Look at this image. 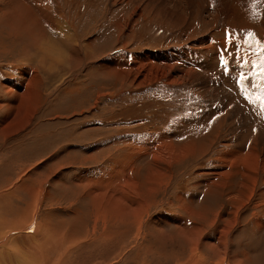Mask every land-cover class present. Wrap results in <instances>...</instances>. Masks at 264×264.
Listing matches in <instances>:
<instances>
[{
	"label": "rangeland",
	"instance_id": "374dc122",
	"mask_svg": "<svg viewBox=\"0 0 264 264\" xmlns=\"http://www.w3.org/2000/svg\"><path fill=\"white\" fill-rule=\"evenodd\" d=\"M133 1L44 0L66 37L39 17L40 0H0V225L33 210L24 229L51 233L47 248L40 234L8 235L2 264L43 249L64 264H264V3L200 0L222 20H199L186 38L178 8L134 18ZM10 2L50 51L34 54L32 25ZM212 25L229 47L221 68L192 66L203 84L188 67L149 76L155 60L142 55L194 46ZM136 56L149 63L140 81Z\"/></svg>",
	"mask_w": 264,
	"mask_h": 264
},
{
	"label": "bare ground",
	"instance_id": "6f19581e",
	"mask_svg": "<svg viewBox=\"0 0 264 264\" xmlns=\"http://www.w3.org/2000/svg\"><path fill=\"white\" fill-rule=\"evenodd\" d=\"M5 1V0H4ZM129 1H131V0H129ZM199 1L200 0H134L133 2H134V6L133 7H131V8H133L131 11H132V13L134 14V18H135V16H142L143 14H145V12L146 11H149V8H152V9H155V10H161V11H163V12H165V13H170V12H172L173 11V8H178V10L177 11H179V14L178 15H174L173 16V18L174 17H176L175 18V20H176V22H181L182 21V25L186 28L185 29V31H187L188 29L190 30V31H188L187 33H186V38H190V37H193V35H194V32H195V22L197 23L199 20L200 21H202V22H206V19H208L209 17L211 18V23H214L215 24V20L217 21L218 20V18H220V20H222L221 18L223 17L222 15H220L219 14V12H213L212 13V15H209L210 13L208 12V10H207V16L206 15H203V13L202 12H200L199 11V8L197 7L198 6V3H199ZM24 2V1H23ZM40 2H41V4H36V3H34V6H35V8H36V10L38 11V15H40L39 17H42L41 19H43V20H50V23H49V26L51 27V29L53 28L54 30L56 29V31H57V33L58 34H60V35H63V36H65V35H67V33H64L65 31H66V29H65V26L63 25V24H59L58 25V23H57V21L56 20H54L53 18H51L50 16H49V14L46 12L47 11V6L45 5V2H44V0H40ZM222 2V4L221 5H223V6H231L232 7V4H233V6H234V8H233V10H235L236 8L238 9L239 7H240V5H241V0H233L231 3L229 2V0H225V1H219L218 3L220 4ZM5 3V2H4ZM17 2H10L9 3V5H10V8H11V10L10 11H12V13L15 15V16H17V14H18V9H17V7H19V17H18V19H20L22 22V24H26V25H24V27H26L28 24H30V28H27L28 29V31H29V33L30 32H32L31 33V35L29 34V36H32V35H36V40H34V42H33V47H36L35 48V50H37V51H35V53L34 54H36V56L39 58L40 56H39V52L40 51H50L52 48L50 47V46H48L49 44H51L50 43V38H47V37H45L46 36V34L45 33H43V31H42V29H41V25H39L38 24V22H37V20H36V18L34 17V19L35 20H33L32 18H33V16L29 13V12H27L26 13V11L24 10V8L22 7V6H24V5H22L21 6V4L19 3V5H15ZM26 5V4H25ZM6 6H7V4H6ZM17 6V7H16ZM170 6H172V7H170ZM243 6V5H242ZM25 7V6H24ZM227 7H225V8H227ZM9 8V9H10ZM224 8V7H223ZM213 10H217L215 7L214 8H212ZM151 10V9H150ZM228 10V9H227ZM229 10H230V8H229ZM233 10H230V13H233V12H231V11H233ZM156 11V12H157ZM175 11V10H174ZM180 12H183V13H185V12H187L188 13V15L187 16H181V13ZM235 12H238L239 13V11H235ZM234 12V13H235ZM7 13V12H6ZM5 13V14H6ZM150 13V12H149ZM182 13V14H183ZM209 13V14H208ZM229 12H228V14H230ZM233 13V14H234ZM240 13H241V11H240ZM30 16V17H32V18H30L28 15ZM142 14V15H141ZM147 14H148V12H147ZM155 14V13H154ZM233 14H230V15H233ZM197 15H199L200 16V19H197L196 18V16ZM7 16V15H6ZM10 16V15H9ZM227 16V15H226ZM235 16V15H234ZM238 16H239V14H238ZM8 17V16H7ZM155 17V16H154ZM207 17V18H206ZM229 17H232V16H229ZM235 17H237V16H235ZM241 17V16H240ZM9 18V17H8ZM133 18V19H134ZM206 18V19H205ZM227 18V17H226ZM238 18V17H237ZM224 19V18H223ZM240 19V18H239ZM235 20H236V18H235ZM56 21V24H54L53 22H55ZM136 21V19L134 20V22ZM218 23V22H217ZM220 25V24H219ZM232 25V24H231ZM235 25V24H234ZM36 29V30H35ZM52 29V30H53ZM184 29V28H183ZM223 29H225L224 27H222V29L221 28H219L218 26H214V25H212V28H209L208 29V32L207 33H205V34H203L200 38H203L201 41H200V38H198L197 37V39L195 40L196 41V43H195V45L194 46H190V47H184V48H174V47H172V48H170L169 50H167V52H165V53H163V54H154V55H151L150 53H148V54H144V55H142L143 57H145V56H148L150 59H154L155 61H157V62H155L154 61V63H152V64H150L149 65V67H150V70H149V76H151L152 75V73L154 72V71H157L156 69H163L167 74H169L170 73V75H172V76H174V75H176L177 76V78H180L179 76H178V72H181L182 71V77L184 78L185 76H186V74H187V72H186V69H187V67H188V70L189 71H191V73L193 74V76L198 80V81H200V82H202V79L200 78L201 77V74H199V72H194L193 70H191L192 69V66H195V68H194V70L196 69V67L197 66H203L204 68H207V70L208 71H210L211 72V70L213 71H215V67H217V68H221L219 65L217 66V64H218V60H217V57H218V52L220 51V49H226V47H229L227 44H226V41L228 42V39H225V40H223L222 39V37L220 36V34H221V32L223 31ZM35 31V32H34ZM38 33H40V34H42V37L39 39V36H38ZM57 35V34H56ZM66 37H68V35L66 36ZM208 37H210V38H208ZM43 38V40H42V42H38V41H40L41 39ZM44 38H47V39H44ZM64 38V37H63ZM33 39V38H32ZM61 40V39H60ZM47 41H49V43H47ZM61 41H63V40H61ZM64 41H66V40H64ZM63 41V42H64ZM230 41V40H229ZM67 42V41H66ZM200 42V45L197 47L196 45L198 44ZM54 44V43H53ZM52 44V45H53ZM190 44V43H189ZM192 44V43H191ZM193 45V44H192ZM54 46V45H53ZM60 46V45H59ZM184 46V45H183ZM51 48V49H50ZM62 51H60V50H56V49H53L54 50V53H55V51H58L57 53H60V55H57V56H60L61 57V59H67V54H65L64 53V50L62 49V48H60ZM217 50H219V51H217ZM206 51H211L212 53H211V55L209 54V56H208V60L207 59H204L203 61H201L200 62V60H199V54L200 53H203L204 54V52H206ZM223 51V50H222ZM226 51H228L227 49H226ZM52 52L53 51H51V53L49 54V55H51L52 54ZM57 53H55V54H57ZM193 53H197L198 54V56L197 57H193ZM224 53H225V51H224ZM230 54V53H229ZM206 56H207V54H205ZM142 56H136L135 57V61L133 62L134 64H138L139 66L137 67L138 69H139V73H137L135 76H134V80H138V78H142V77H144L145 76V73L147 72V68H146V66L149 64H144V63H142L141 61H139L140 59H141V57ZM180 56V57H179ZM201 56H203L202 54H201ZM220 56V55H219ZM50 58L52 59L53 58V56H50ZM166 58V59H165ZM203 58V57H202ZM59 59V58H58ZM60 60V59H59ZM215 60L217 61V64H216V62H215ZM64 61V60H63ZM41 62H43V61H41ZM57 62V61H56ZM65 62V61H64ZM178 63V67L176 66V67H174L175 66V64H177ZM134 64H129V65H131L130 66V68L134 65ZM146 65V66H145ZM182 66H185V69L182 67ZM151 67L153 68V70L151 69ZM128 68V67H127ZM133 69H135V68H133ZM221 71H222V69H220ZM219 70V71H220ZM127 71H129V70H127ZM198 71V70H197ZM201 73V72H200ZM221 73V72H220ZM229 73H231L232 74V72H229ZM135 74V73H134ZM218 75V74H217ZM216 75V76H217ZM230 75V74H229ZM233 75V74H232ZM231 75V76H232ZM199 76V77H198ZM215 76V77H216ZM219 76V75H218ZM233 76H235V75H233ZM214 77V76H213ZM221 77V76H220ZM171 78V77H170ZM216 78H218V77H216ZM215 78V79H216ZM220 79V78H219ZM168 80V79H167ZM206 80H207V78H206ZM217 80V79H216ZM223 80V79H222ZM138 81H140V80H138ZM144 81V80H143ZM207 82H208V80H207ZM210 82V81H209ZM230 82V81H229ZM204 83V81L202 82V84ZM214 83V82H213ZM222 83H223V81H222ZM210 84V83H209ZM212 84V83H211ZM201 87V86H200ZM202 88V87H201ZM229 102H227L226 104H228ZM220 110V109H219ZM263 136V135H262ZM254 145H256V142L254 143ZM263 145V147H264V144H262ZM190 147V146H189ZM191 147H192V145H191ZM188 148V147H187ZM255 149V148H254ZM188 151V150H187ZM194 151V150H193ZM192 152V151H191ZM160 154V153H159ZM255 154V153H254ZM248 155V154H247ZM127 159V158H126ZM250 162V161H249ZM4 194V193H3ZM229 195V194H228ZM118 204V203H117ZM117 206H119V205H117ZM126 207V206H125ZM128 210V209H127ZM31 211V213H29L28 212V215H23V216H21V217H19L18 218V220H14V222H12V223H10V224H7V226H5V227H2L1 225H3L4 226V224L6 223V222H4V224H1L0 226V248H3V246H5V244L7 243V240L12 236V238H16V237H19V238H33V237H37L38 238V235L40 234V239H41V246H40V248L41 247H43V248H45L46 246H47V244L51 241V239H50V241H49V238H50V235L49 234H51V233H45V228H44V226L45 225H42L41 223H35V225H33L34 226V228H33V230L31 231H29V229H30V226L32 225L31 223H32V220H33V210H30ZM13 221V220H12ZM0 223H2V222H0ZM30 224V226H29V228L27 229H24L27 225H29ZM6 225V224H5ZM28 227V226H27ZM46 227V226H45ZM22 229H24L25 231L26 230H28L29 232V234H25V233H23V232H19V230H22ZM47 230V229H46ZM225 234V233H224ZM9 235V237H7ZM8 239H7V238ZM6 238V239H5ZM11 239V238H10ZM53 239V238H52ZM14 241H16V240H14ZM75 241V240H74ZM9 242H10V240H9ZM8 242V243H9ZM56 242H57V240H56ZM55 242V243H56ZM12 243V242H11ZM36 244H37V242H36ZM57 244V243H56ZM49 246H50V244H49ZM57 246H58V244H57ZM37 247V246H36ZM68 247V246H67ZM39 248V249H40ZM47 248V247H46ZM48 248H50V247H48ZM52 248V247H51ZM69 248V247H68ZM37 249H38V247H37ZM37 249H35V251L36 252H38V251H40V250H38L37 251ZM4 250V249H3ZM3 250H2V252H3ZM12 250V249H11ZM9 251V250H8ZM44 251H45V253H44ZM36 252L34 253H31V254H34L33 255V258H35V254H36ZM10 253V252H9ZM39 253V252H38ZM37 253V254H38ZM60 253H65V251H63V252H59L58 254H60ZM2 254V255H1ZM0 254V264H2V263H4L5 261H7V259H5V255L3 254V253H1ZM36 254V255H37ZM40 255L38 256H36V258H35V260H28V259H30V255H27V257H29L28 259H26V261L25 262H23V263H26V264H57V263H59L60 261V264H64V259H61V257H57V258H54V256L52 257V256H50V255H48V254H46V250L45 249H43L40 253H39ZM44 255V256H43ZM32 256V255H31ZM14 257H16V255L14 256ZM38 257H40L39 259H38ZM66 257V256H65ZM6 258H8V257H6ZM10 260V259H9ZM8 260V261H9ZM22 260V259H21ZM23 261V260H22ZM8 264H20L19 263V257H17V259H15V260H10V262H7ZM23 263H21V264H23ZM6 264V263H5Z\"/></svg>",
	"mask_w": 264,
	"mask_h": 264
},
{
	"label": "snow or ice",
	"instance_id": "6c2138e0",
	"mask_svg": "<svg viewBox=\"0 0 264 264\" xmlns=\"http://www.w3.org/2000/svg\"><path fill=\"white\" fill-rule=\"evenodd\" d=\"M260 2H262V3H264V0H260ZM254 33H252V32H249L248 33V36L249 37H254ZM229 40H230V42H231V36L229 37ZM246 43H248V41L246 40L245 41ZM256 42V44H257V46L260 48V50L262 51V52H264V43H261L259 40H257V41H255ZM262 62H264V58H262ZM226 63V62H225ZM262 71H264V69H262Z\"/></svg>",
	"mask_w": 264,
	"mask_h": 264
}]
</instances>
